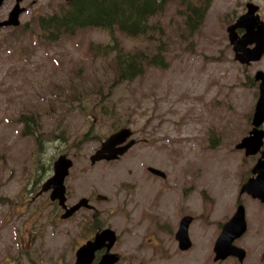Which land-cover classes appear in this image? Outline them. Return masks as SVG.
Instances as JSON below:
<instances>
[{"label": "rangeland", "instance_id": "374dc122", "mask_svg": "<svg viewBox=\"0 0 264 264\" xmlns=\"http://www.w3.org/2000/svg\"><path fill=\"white\" fill-rule=\"evenodd\" d=\"M59 1L23 0L19 25L0 28V264H73L75 250L106 227L116 233L115 264H238L213 259L237 199L247 230L235 244L246 251L243 264H259L264 203L239 195L258 154L245 156L237 144L251 128L259 94L254 75L264 71V55L238 62L226 28L247 2L258 5L264 21V0H212L194 32L169 0L151 18L160 30L150 34L164 43L165 66L113 85L111 56L89 48L107 43L108 33L87 28L56 40L39 37L37 18L58 10ZM12 7L4 2L0 20ZM116 34L125 49L149 44L145 35ZM22 114L40 123V142L22 134ZM121 126L136 144L118 159L91 164L90 155ZM59 154L73 161L67 202L90 197L94 218L80 209L63 220L44 193L30 202L37 172ZM147 166L166 177L150 175ZM98 194L107 199L96 201ZM185 214L192 216L191 246L181 251L174 234Z\"/></svg>", "mask_w": 264, "mask_h": 264}, {"label": "water", "instance_id": "95a60500", "mask_svg": "<svg viewBox=\"0 0 264 264\" xmlns=\"http://www.w3.org/2000/svg\"><path fill=\"white\" fill-rule=\"evenodd\" d=\"M4 0H0V5ZM22 0H16L14 6L4 20H0V27L17 26L20 23V15L25 7L20 6ZM258 6L252 2L246 3V12L236 18L226 28L229 43L232 45L234 59L241 64H249L252 61H258L264 54V21L256 13ZM243 30L240 35L238 30ZM252 45L251 47H249ZM254 79L259 82L258 99L256 101L251 123L253 128L248 136L242 138L237 144L239 148H245L246 154H253L258 151L264 131L258 129L264 122V71L257 70ZM133 132L129 127H121L107 136L93 154L90 155V162L94 164L100 160H115L125 154L131 148L136 140L132 137ZM262 158V159H261ZM261 158L254 166L253 172L255 178H250L243 186L241 191L250 193L253 197H258L264 201V151L261 152ZM73 161L66 154H60L53 162V174L43 184L42 191L51 189L50 200H57L59 206L63 208L62 218L72 216L80 208H93L86 197L80 198L77 202L67 206V196L65 187V178L69 173ZM154 174L163 176L161 170L149 167ZM97 200H106L105 195L98 194ZM192 216H183L178 224L175 238L180 249L185 250L191 246V239L188 234L189 224ZM245 212L243 205H238L232 216L223 223L222 229L216 238L213 251L214 260L225 259L228 256L237 257L240 261L245 256V250L234 244V240L240 237L246 230ZM116 241V233L109 227L98 230L94 236L80 245L75 251V261L73 264H91L95 259L97 251L103 249L102 255L96 264H115L119 260V254L112 252L111 248ZM264 257V253H263Z\"/></svg>", "mask_w": 264, "mask_h": 264}, {"label": "trees", "instance_id": "16d2710c", "mask_svg": "<svg viewBox=\"0 0 264 264\" xmlns=\"http://www.w3.org/2000/svg\"><path fill=\"white\" fill-rule=\"evenodd\" d=\"M169 0H74L50 14L37 18L39 37L56 40L61 35H72L79 29L97 28L109 34L105 44L90 46L94 55L111 56L114 66L112 85L131 81L141 76L149 67H164V47L161 40L154 43L150 37L159 31L157 22L151 18L163 11ZM179 13L189 32L198 30L205 19L212 0H175ZM26 28V27H25ZM127 37L145 35L149 44L143 48L125 49L116 34ZM152 34V35H150ZM111 85V86H112ZM22 134L30 135L40 142L43 132L34 115H20Z\"/></svg>", "mask_w": 264, "mask_h": 264}, {"label": "flooded vegetation", "instance_id": "af4514ba", "mask_svg": "<svg viewBox=\"0 0 264 264\" xmlns=\"http://www.w3.org/2000/svg\"><path fill=\"white\" fill-rule=\"evenodd\" d=\"M23 1V0H22ZM21 1V2H22ZM74 0H61V1H59V2H57L56 3V5L58 6V9H60L62 6H67L68 4H70L71 2H73ZM4 2H10L11 4L13 3V6H14V4H15V2H16V0H4L3 2H2V4L0 5V7L4 4ZM21 2H20V6L21 7H25V6H23V5H21ZM245 6H246V4H245ZM26 9V8H25ZM25 11V10H24ZM23 11V12H24ZM257 11H258V9H257ZM257 11H256V13H257ZM22 12V13H23ZM9 13V12H8ZM258 14V13H257ZM7 16H8V14H7ZM2 20H4V19H2ZM238 33L241 35L242 33H243V30H241V29H239L238 30ZM249 47H251V45L249 46ZM264 55V54H263ZM253 62H255V61H253ZM251 63V62H250ZM249 63V64H250ZM255 80V79H254ZM256 81V80H255ZM256 82H258V81H256ZM250 124H251V128L247 131V134L244 136V137H246V136H248V134H249V131L253 128V125H252V123H251V121H250ZM263 125H264V122L263 123H261L260 125H259V127H257L258 129H261V130H263L264 131V127H263ZM243 137V138H244ZM241 140H242V138H241ZM137 141V140H136ZM238 149H241V150H243V152H244V155L246 156H255V155H257L258 154V157L256 158V160L253 162V164H252V166H251V168H250V170H249V176L248 177H246L245 178V180L243 181V183L241 184V186H240V189H239V195H241V194H247V195H249L251 198H253V199H257V200H259L260 202H262V203H264V201H261L258 197H253L250 193H248L247 192V190L246 191H241V189H242V186L251 178H255L256 177V173H254L253 172V169H254V166L256 165V163H257V161L261 158V152H263L264 151V135H263V137H262V143H261V145H260V147H259V149H258V151L257 152H255V153H253V154H246L245 152H246V149L245 148H239V147H237ZM60 155V154H59ZM262 159V158H261ZM53 162L54 161H52V163L48 166V167H43V168H40V171L39 172H37V175H36V177H35V179H34V186H35V189L37 188V189H39L35 194H33V197L31 198V200H30V202H33L34 200H35V197L37 198L38 196H40L42 193H44V194H47L48 195V197H49V200H50V191H51V189H47V190H45V191H42V189H43V184L46 182V180L47 179H49L51 176H52V174H53ZM149 167H153V166H147L146 167V170H147V172L150 174V175H152V176H154V177H160V178H165L166 177V173L164 172V171H162L161 169H159V168H157V169H159V170H161L162 172H164V175L163 176H160V175H157V174H154L153 172H151L150 170H149ZM154 168H156V167H154ZM44 173L46 174L45 175V177H43L44 176ZM68 176V175H67ZM66 176V177H67ZM40 179V180H39ZM41 183V184H40ZM64 183H65V181H64ZM65 187H66V185H65ZM34 190H32V191H30V193H32ZM66 192H67V190H66ZM66 196H67V194H66ZM87 199H88V201H89V203L93 206V208H91V209H87V208H84V207H82V208H80V209H87V210H90L91 211V216L94 218L95 217V215H96V213H97V210L95 209V207H94V205L91 203V202H94V201H92V199L90 198V197H86ZM96 198V197H95ZM78 201V200H77ZM76 201V202H77ZM96 201H100V200H97L96 199ZM50 202H51V204L53 205V207H55L56 208V212H55V215L58 213V210L60 211V217H61V215H62V213H63V208L61 207V206H59V204H58V201L57 200H54V201H52V200H50ZM66 203H67V206H70V205H72L73 203H71V204H69L67 201H66ZM75 203V202H74ZM56 205H58V207L59 208H57L56 207ZM238 205H243L242 204V202H240L238 199H237V201H236V208H237V206ZM243 207H244V212H245V220H246V211H245V206L243 205ZM236 208H235V210H236ZM79 209V210H80ZM77 212V211H76ZM75 212V213H76ZM74 213V214H75ZM234 213V212H233ZM73 214V215H74ZM72 215V216H73ZM185 215H189V214H185ZM185 215H183V216H185ZM72 216H70V217H68V218H71ZM182 216V217H183ZM191 216V215H190ZM181 217V218H182ZM62 218V217H61ZM180 218V219H181ZM65 219H67V218H65ZM63 220H64V218H63ZM180 221V220H179ZM93 224H94V222H92ZM178 224H179V222H178ZM246 224H247V220H246ZM222 226H223V224L220 226V228L222 229ZM177 229H178V227H177ZM221 229H220V231H221ZM246 230H247V227H246ZM246 230L244 231V233L246 232ZM98 231V230H97ZM96 231V232H97ZM177 231V230H176ZM176 231H175V233H176ZM220 233V232H219ZM243 233V234H244ZM242 234V235H243ZM241 235V236H242ZM93 236H94V234H93ZM92 236V237H93ZM240 236V237H241ZM91 237V238H92ZM174 237H175V234H174ZM240 237H238V238H240ZM91 238H89V239H91ZM237 238V239H238ZM88 239V240H89ZM176 239V238H175ZM236 240V239H235ZM235 240H234V244H235ZM177 241V240H176ZM215 242V241H214ZM236 245V244H235ZM177 246H178V242H177ZM178 248H179V246H178ZM190 248V247H189ZM188 248V249H189ZM179 250H181V251H185V250H187V249H185V250H182V249H180L179 248ZM76 251V250H75ZM98 252V253H97ZM96 252V254H95V259L93 260V262L91 263V264H96V262L98 261V259H99V257L102 255V252H103V249L102 250H100V251H97ZM263 253H264V250H263V252H262V255H260L259 256V258H258V261L260 262L259 264H264V257H263ZM228 257H231V258H233V259H236L237 260V262H238V264H243V261L245 260V258H246V251H245V256H244V258L240 261L237 257H233V256H228ZM228 257H226V258H228ZM75 261V260H74ZM74 263V262H73Z\"/></svg>", "mask_w": 264, "mask_h": 264}]
</instances>
